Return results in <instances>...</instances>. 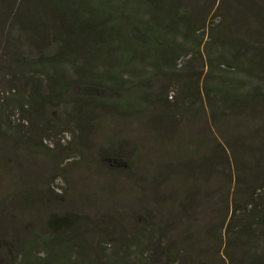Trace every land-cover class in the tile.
<instances>
[{"label":"rangeland","instance_id":"1","mask_svg":"<svg viewBox=\"0 0 264 264\" xmlns=\"http://www.w3.org/2000/svg\"><path fill=\"white\" fill-rule=\"evenodd\" d=\"M208 2L201 8V52L180 59L191 72L192 98H181L179 82L153 78L140 93H129L134 100L142 97L138 111L137 100L122 114L87 109L92 122L80 126L66 105L42 113L25 106L15 113L0 103V211L9 223L0 239L13 241L37 226L49 227L53 217L72 214L94 243L128 248L134 264L140 249L146 264H178L163 255L165 246L179 259L191 251L187 264H194L195 254L216 264L236 260L238 253L227 249V231L233 236L239 230L238 219L249 214L246 203L264 200V105L261 96L226 112L207 104L203 45L222 23L223 11L232 25L240 19L233 0ZM4 49L0 41V61ZM12 82L3 63L0 91ZM98 96L110 100L117 93ZM21 197L30 211L17 204Z\"/></svg>","mask_w":264,"mask_h":264},{"label":"trees","instance_id":"2","mask_svg":"<svg viewBox=\"0 0 264 264\" xmlns=\"http://www.w3.org/2000/svg\"><path fill=\"white\" fill-rule=\"evenodd\" d=\"M233 1L238 24H230L228 11H223L222 23L203 45L204 97L211 108L223 112L260 96L264 105V0ZM208 4V0H0V41L6 55L0 66L5 64L13 81L11 89L0 91V103L10 105L15 113L25 106L42 113L66 105L80 126L89 120L87 109L109 108L122 114L137 100V110L142 97L134 100L129 93H140V87L153 78L179 82L181 98H192L191 72L180 59L200 54L201 8ZM104 91L117 96L99 97ZM263 149L264 143L260 155ZM262 198L246 203L249 214L238 219L241 226L235 235L230 236L228 229L227 249L238 253L228 264H264ZM22 201L17 204L23 206ZM235 219L237 215L232 222ZM38 227L13 241L0 239V264H134L128 248L94 243L90 230L72 214L53 217L49 227ZM8 228L0 211V237H6ZM232 238L237 242L230 244ZM165 249L163 255L171 263L189 262L191 251L179 259L177 251ZM135 253L139 264H146L141 249ZM200 256L195 254L192 263L216 264L203 262Z\"/></svg>","mask_w":264,"mask_h":264}]
</instances>
